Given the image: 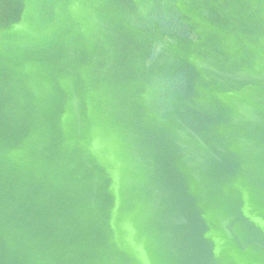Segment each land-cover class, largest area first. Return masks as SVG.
I'll return each mask as SVG.
<instances>
[{
    "label": "water",
    "instance_id": "water-1",
    "mask_svg": "<svg viewBox=\"0 0 264 264\" xmlns=\"http://www.w3.org/2000/svg\"><path fill=\"white\" fill-rule=\"evenodd\" d=\"M0 264H264V0H0Z\"/></svg>",
    "mask_w": 264,
    "mask_h": 264
}]
</instances>
